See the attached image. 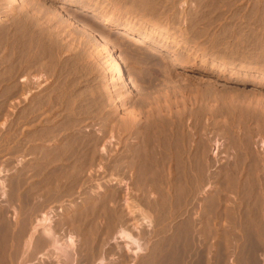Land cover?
Instances as JSON below:
<instances>
[{"label": "rangeland", "instance_id": "obj_1", "mask_svg": "<svg viewBox=\"0 0 264 264\" xmlns=\"http://www.w3.org/2000/svg\"><path fill=\"white\" fill-rule=\"evenodd\" d=\"M6 1L0 0V264H61L39 245L42 229L26 249L43 215L61 243L73 239L75 264H264V0ZM105 20L112 25L104 27ZM120 31L143 37L144 48ZM31 53L41 54L35 56L41 73L28 61L25 69L35 72L18 73L19 60ZM20 81L28 90L19 108ZM153 105L170 106V114L160 110L161 120ZM169 123L181 137L173 148L162 131ZM20 126L25 139L32 131L28 152L17 146ZM61 143L81 151L62 155ZM119 229L137 238L143 252L133 256L116 242Z\"/></svg>", "mask_w": 264, "mask_h": 264}, {"label": "bare ground", "instance_id": "obj_2", "mask_svg": "<svg viewBox=\"0 0 264 264\" xmlns=\"http://www.w3.org/2000/svg\"><path fill=\"white\" fill-rule=\"evenodd\" d=\"M23 1H24V0H7L6 2H8L10 5H16V6L21 5V6H22ZM8 3H7V4H8ZM8 6H9V5H8ZM24 6H25V5H24ZM24 6H23V7H24ZM10 7H12V6H10ZM8 8H9V7H8ZM75 12H76V11H75ZM80 12H81V11H80ZM28 13H29V12H28ZM34 13H35V12H34ZM26 14H27V13H26ZM30 14H31V17H32V12H31ZM41 14H42V13H40V16H39L40 19H41V17H42ZM86 14H87V13H86ZM37 15H38V14H37ZM65 15H66V14H65ZM67 15H68V14H67ZM67 15H66V16H67ZM22 16H23V14H22ZM29 16H30V15H29ZM33 16H34V15H33ZM35 16H36V15H35ZM85 16H86V15H85ZM88 16H89L90 18H89ZM88 16H86V17L89 18V19L93 18L95 21H98V19H99V18L96 19V17H95L94 15H89V14H88ZM39 17H38V18H39ZM22 18H23V17H22ZM36 18H37V17H36ZM66 18H67V17H66ZM69 18H71V16H70ZM18 19H19V18H18ZM27 19H29V18H27ZM27 19H23V20H27ZM73 19H75V18H73ZM36 20H37V19H36ZM38 20H39V19H38ZM38 20H37V21H38ZM0 21H3V20L0 18ZM39 21H40V20H39ZM39 21H38V22H39ZM71 21H72V20H71ZM74 21H75V20H74ZM21 22H22V21H21ZM21 22H20V25H21ZM75 22L78 24V26H80L83 30H85V32H88V33H90V34L92 33L90 27H88V25H85V23H81L80 21L77 22V20H76ZM76 23H75V24H76ZM50 24H51V23H50ZM97 24H98V23H97ZM97 24H96V25H97ZM99 24H100V23H99ZM23 25H24V24H23ZM102 25H103L104 27H105V26H111L112 23H111V21H107V20H105V21H103ZM21 27H22V26H21ZM23 28H24V27H23ZM23 30H24V29H22V30H20V31H23ZM23 32H24V31H23ZM96 33H97V32H96ZM24 34H25V33H23V35H24ZM35 34H36V33H35ZM92 34H93V33H92ZM119 34H120V35L126 40V42H127V41H128V42H131V43L133 44V46L136 45V48H138L137 46H142V47H143L144 41L141 39V38H143V37H141V38H140V37H137L136 35H133L132 33H128L127 31H120ZM30 35H31V34H30ZM32 36H33V35H32ZM97 36H98L99 39L102 41L103 46H104L103 48L109 47V46H108V43L104 41V39H103L102 36H99V35H97ZM25 37H26V36H25ZM30 37H31V36H30ZM22 38H23V37H22ZM28 39H29V38H28ZM20 40H21V39H20ZM25 40H26V39H25ZM25 40H24V42H25ZM21 41H22V43H23V40H21ZM21 41H20V42H21ZM28 41H30V40H28ZM28 41H27V42H28ZM20 42H18V43H20ZM31 42H33V40H32ZM87 42H88V41H87ZM22 43H21V44H22ZM40 43H41V42H40ZM23 44H24V43H23ZM33 44H34V43H33ZM55 44H56V43H55ZM36 45H37V44H36ZM29 46L32 48V45H29ZM39 46H40V45H39ZM46 46H47V45H46ZM20 47L23 48L22 45H21ZM24 47H26V46H24ZM27 47H28V46H27ZM27 47H26V48H27ZM44 47H45V46H44ZM44 47H43V48H44ZM47 47H49V46H47ZM22 48H21V49H22ZM28 48H29V47H28ZM31 48H30V49H31ZM33 48H35V47H33ZM41 48H42V46H41ZM43 48H42V53H43V51L46 49V48H45V49H43ZM52 48H53V47H52ZM57 48H58V47H57ZM110 48H111V47H110ZM110 48H109V49H110ZM143 48H144V47H143ZM23 49H24V48H23ZM23 49H22V50H23ZM50 49H51V48H50ZM58 49H60V48H58ZM39 50H40V49L38 48V51H39ZM48 50H49V49H48ZM51 50H52V49H51ZM68 50H69V49H68ZM68 50H65V51H68ZM70 50H71V49H70ZM76 50H77V49H76ZM78 50H79V49H78ZM78 50H77V51H78ZM107 50H108V48H107ZM23 51H24V50H23ZM26 51H27V50H26ZM26 51H25V53H24V52H22V53L26 54ZM40 51H41V50H40ZM40 51H39L38 53H41ZM53 51H54V50H53ZM17 52H18V51H17ZM17 52H16V53H17ZM30 52H32V51H29V53H30ZM34 52H35V49L33 50L32 53L34 54ZM50 52H51V54H50ZM50 52L48 51L47 54L49 53L50 56H52V51H50ZM78 52H79V51H78ZM145 52H146V51H145ZM145 52H144V54H146V55H145V57L143 56L144 60H147L148 57H150V59H152V57L149 56V53H147V52L145 53ZM20 53H21V51H20ZM32 53H31V55H28V56L26 57L25 60H24L25 56H22L21 59L19 58V59H20V60H19V64L17 63L18 61L16 62V63L18 64V69H17V70H19V72L16 71V73H17V72H18V73H23L24 70H26V72H27V70H28V72H27L28 74H32V73H33V72H32V73L29 72V70L31 71V69H32L31 67H30L31 69H29V68H26V69H25V66H24L25 61H28L30 64L33 65V64L36 62V58H35V56H36V57H37V56L40 57L41 54H40V55H34V56H33ZM44 53H45V52H44ZM44 53H43V55H44ZM55 53H56V55H57V50H55ZM69 53H70V52H68V54H69ZM142 53H143V51H142ZM24 54H23V55H24ZM79 54H80V53H79ZM108 54H109V53H108ZM147 54H148V57L146 58ZM17 55H18V54H17ZM46 56H47V55H46ZM46 56H45V57H46ZM50 56L46 57V58H48L47 60H49V57H50ZM66 56H67V55H66ZM42 57L45 58L44 56H42ZM52 57H56V56L54 55V56H52ZM52 57H51V58H52ZM58 57H60V55H59ZM37 58H38V57H37ZM46 58H45V59H46ZM51 58H50V60H49V64L52 62V61H51ZM76 58H77V57H76ZM80 58H81V57H80ZM145 58H146V59H145ZM41 59H42V58H41ZM41 59H40V61H41ZM116 59H117V58H116ZM148 59H149V58H148ZM42 60H43V59H42ZM52 60H53V59H52ZM117 60H118V59H117ZM119 60H120V59H119ZM50 61H51V62H50ZM60 61H62V60H60ZM139 61H140V60H139ZM147 61H149V60H147ZM147 61H145V62H147ZM45 62H46V61H45ZM47 62H48V61H47ZM54 62H55V59H54ZM56 62H57V60H56ZM58 62H59V61H58ZM66 62H67V61H66ZM68 62H69V61H68ZM80 62H81V61H80ZM26 63H27V62H26ZM37 63H39V62H37ZM42 63H43V62H42ZM113 63H114V64H113L112 67H114V70H115V71H118V72H119V76L122 77V75H121V71H120L122 64L119 65V62H118V61H115V62H114V59H113ZM17 64H16V66H17ZM35 64H36V63H35ZM47 64H48V63L45 64V67H46ZM54 64H55V65H52V64H51L52 67H54V66H56V65L58 66V63H57V64L54 63ZM60 64H61V62H60ZM146 64H147V63H146ZM148 64H149V62H148ZM36 65H37V64H36ZM40 65H41V63H40ZM40 65H37L36 68H37V69H38V68H39V69H42ZM42 65H43V64H42ZM63 65H64V63H63ZM68 65H69V64H68ZM73 65H74V64H73ZM144 65H145V63H144ZM33 66H35V65H33ZM49 66H50V65H49ZM57 66H56V68H57ZM60 66H61V65H60ZM65 66H66V65H65ZM26 67H27V64H26ZM47 67H48V66H47ZM50 67H51V66H50ZM50 67H49V68H50ZM68 67H69V66H68ZM146 67H147V66H146ZM83 68H84V67H83ZM33 69H34V72H35V70H36L35 67H34ZM33 69H32V70H33ZM39 69H38V70H39ZM44 69H45V68H44ZM44 69H43V70H44ZM50 69H51V68H50ZM53 69H54V68H53ZM53 69H51V70H53ZM74 69H75V68H74ZM145 69H146V68H145ZM54 70H56V69H54ZM60 70H61V68H60ZM66 70H67V69H66ZM66 70H65V72H66ZM39 71H40V73H41V70H39ZM56 71H57V70H56ZM69 71L72 73L73 70H72V69H71V70L69 69ZM45 72L47 73V72H49V71H45ZM52 72H53V71H52ZM57 72H58V71H57ZM63 72H64V71H63ZM37 73H38V71H37ZM46 73H45V74H46ZM49 73H50V75H51V72H49ZM54 73H55V71H54ZM58 73H59V72H58ZM61 73H62V72H61ZM28 74H26V76H27ZM42 74H43V72H42ZM68 74H69V73H67V75H68ZM21 75H22V74H21ZM23 75H25V74H23ZM23 75H22V76H23ZM47 75H48V73H47ZM69 75H70V74H69ZM77 75H78V74H77ZM146 75H147V74H146ZM19 76H20V75H18V77H19ZM22 76H21V77H22ZM34 76L37 77L38 74H36V75H34ZM54 76H55V74H54ZM23 77H25V76H23ZM23 77H22V78H23ZM31 77H32V79H33V75H32V76H29V79H30ZM51 77H52V76H51ZM145 77H146V76H145ZM148 77H149V76H148ZM148 77H147V78H148ZM22 78H21V79H22ZM34 78H35V77H34ZM147 78H146V79H147ZM149 78H150V77H149ZM27 79H28V78H27ZM58 79H59V78H58ZM62 79H63V78H62ZM142 79H143V78H142ZM144 79H145V78H144ZM146 79H145V80H146ZM152 79H153V78H152ZM155 80H156V79H155ZM46 81H47V80H46ZM65 81H66V80H65ZM149 81H150V80H149ZM149 81H148V82H149ZM157 81H158V80H157ZM166 81H167V80H166ZM166 81H165V82H166ZM22 82H23V81H20L19 84H21ZM24 82H27V81H24ZM75 82H76V81H75ZM146 82H147V81H146ZM150 82H151V81H150ZM63 83H64V82H63ZM151 83H152V82H151ZM151 83H150V84H151ZM156 83H157V82H156ZM19 84H18V85H19ZM150 84H149V86H150ZM164 84H165V83H164ZM166 84H167V82H166ZM52 85H53V84H52ZM55 85H56V84H55ZM64 85H65V84H64ZM146 85H147V84H146ZM147 86H148V85H147ZM19 87H20V88H19V92H18V90H17L18 93H17L16 95L19 94V98H20V99H19V102H17V104H18V106H19V108H20V107H24V106H26V105L23 106V103H25V101L23 102V99H22V98H24V97L21 98V96L24 95V94H23V93H24V90H25V88L27 89L28 86L26 85V83H25V84L22 83V86H19ZM38 87H39V86H38ZM53 87H54V86H53ZM59 87H60V86H59ZM163 87H165V86L163 85ZM48 88H49V87H48ZM64 88H65V87H64ZM136 88H137V87H136ZM147 88H148V87H147ZM173 88H174V87H173ZM56 89H57V88H56ZM58 89H59V88H58ZM58 89H57V91H59ZM27 90H28V89H27ZM43 90H44V89H43ZM48 90H49V89H48ZM53 90H54V89H53ZM62 90H63V89H62ZM145 90H146V89H145ZM49 91H50V90H49ZM46 92H47V90H46ZM52 92H53V91H52ZM48 93H49V92H48ZM50 93H51V92H50ZM54 93L56 94V91H55ZM54 93H53V94H54ZM59 93H61V92H59ZM64 93H65V92H64ZM89 93H90V92H89ZM167 93H168V92H167ZM212 93H213V92H212ZM55 94H54V95H55ZM62 94H63V93H62ZM116 94H117V93H116ZM164 94H165V93H164ZM170 94H171V93H170ZM34 95H35V94H34ZM44 95H45V94H44ZM46 95H47V94H46ZM56 95H57V94H56ZM50 96H51V95H50ZM59 96H60V95H59ZM74 96H75V95H74ZM150 96H151V95H150ZM157 96H159V95H157ZM165 96H166V95H165ZM165 96H164V97H165ZM173 96H174V95H173ZM219 96H220V95H219ZM229 96H230V95H229ZM25 97H26V96H25ZM34 97H35V96H34ZM44 97H45V96H43L42 98H44ZM53 97H54V96H53ZM55 97H57V96H55ZM60 97H61V96H60ZM66 97H67V96H66ZM79 97H80V96H79ZM95 97H96V96H95ZM103 97H104V96H103ZM118 97H120V96H118ZM160 97H161V96H159V98H160ZM233 97H234V96H233ZM39 98H41V97H39ZM48 98H49V95H48ZM51 98H52V96H51ZM63 98H64V97H63ZM147 98H149V97H147ZM159 98H157V99L159 100ZM167 98L169 99V98H171V97H168V96H167ZM167 98L165 97L164 103H165V101L167 100ZM30 99H31V98H30ZM46 99H47V98H46ZM56 99H57V98H56ZM56 99H53V100H56ZM58 99H59V97H58ZM58 99H57V101H58ZM67 99H68V98H67ZM76 99H77V98H76ZM79 99H80V98H79ZM89 99H90V98H89ZM92 99H93V98H92ZM103 99H104V98H103ZM151 99H152V98H151ZM153 99H156V97H153ZM153 99H152V100H153ZM230 99H232L231 96H230ZM233 99H234V98H233ZM233 99H232V100H233ZM24 100H25V98H24ZM31 100H32V99H31ZM33 100H36V99L34 98ZM38 100H39V99H38ZM38 100H37V101H38ZM74 100H75V99H74ZM107 100H108V99H107ZM148 100H149V99H148ZM148 100H147V101H148ZM160 100H161V99H160ZM212 100H213V99H212ZM234 100H235V99H234ZM48 101H50V100H48ZM60 101H61V100H60ZM60 101H58V102L60 103ZM65 101H66V100H65ZM65 101H64V104H65ZM84 101H85V100H84ZM142 101H143V100H142ZM162 101H163V99H162ZM167 101H168V100H167ZM167 101H166V103H167ZM173 101H174V100H173ZM32 102H33V101H32ZM72 102H73V101H72ZM80 102H81V101H80ZM105 102H106V101H105ZM148 102H149V101H148ZM148 102H147V103H148ZM153 102H154V101H153ZM159 102H160V101H159ZM226 102H227V101H226ZM234 102H235V101H234ZM27 103H30V102H27ZM53 103H55V102L53 101ZM59 103H57V104H59ZM147 103H146V104H147ZM151 103H152V102H151ZM157 103H158V102H157ZM31 104H32V103H30V105H31ZM41 104H43V103H41ZM47 104H48V102H47ZM50 104H51V103H50ZM55 104H56V103H55ZM55 104H53V105H55ZM61 104H63V103H61ZM61 104H60V105H61ZM83 104H84V103H83ZM86 104H87V103H86ZM98 104H99V103H98ZM146 104H145V106H146ZM152 104H154V103H152ZM172 104H173V102H172ZM172 104H171L170 106H172ZM28 105H29V104H28ZM36 105H37V104H36ZM36 105H35V106H36ZM51 105H52V104H51ZM69 105H70V104H69ZM78 105H79V104H78ZM90 105H92V104H90ZM96 105H97V104H96ZM101 105H102V104H101ZM162 105H163V104H162ZM164 105H165V104H164ZM164 105H163V106H164ZM168 105H169V101H168ZM18 106H17V107H18ZM33 106H34V105H33ZM33 106H32V107H33ZM47 106H48V105H47ZM66 106H67V105H66ZM66 106H65V107H66ZM71 106H73V105H71ZM149 106H150V105H149ZM159 106H160V104H159ZM166 106H167V105H166ZM170 106H167L166 109L164 108V109L167 111V113H169V112H170L169 110H170L171 108H173V106H172V107H170ZM36 107H37V106H36ZM39 107H41V106H39ZM42 107H43V106H42ZM59 107H60V106H59ZM80 107H81V106H80ZM80 107H79V108H80ZM146 107H147V106H146ZM153 107L155 108L154 105H153ZM153 107H149V108H151V109L153 110ZM156 107H158L157 104H156ZM161 107H162V106H161ZM169 107H170V109L168 110ZM26 108H27V107H26ZM29 108H30V107H29ZM45 108H47V107L45 106ZM51 108H52V107H51ZM51 108H50V109H51ZM149 108H148V110H149ZM158 108H159V107H158ZM219 108H220V107H219ZM24 109H25V108H23V110H24ZM35 109H37V108H35ZM39 109H41V108H39ZM47 109H48V108H47ZM47 109H46V111H47ZM63 109H64V107H63ZM66 109H68V108H66ZM71 109H72V107H71ZM71 109H70V112H71ZM86 109H88V107H87ZM155 109H156V108H155ZM173 109H174V108H173ZM21 110H22V109H21ZM32 110H33V109H32ZM32 110H31V111H32ZM74 110H75V109H74ZM90 110H91V109H90ZM101 110H102V109H101ZM103 110H104V109H103ZM160 110H162V108H160V109H156L157 112H154V113L157 114L158 111H159V114H160V115H161L163 112L166 113L165 110H164V111L162 110L163 112L160 113ZM171 110H172V109H171ZM175 110H176V109H175ZM175 110H174V111H175ZM249 110H250V109H249ZM24 111H25V110H24ZM28 111H29V109H28ZM31 111L28 112L27 114L33 112V111H32V112H31ZM34 111H35V110H34ZM37 111H38V109H37ZM40 111H41V110H40ZM52 111H54V107H53ZM59 111H61V110H59ZM59 111H58V112H59ZM62 111L64 112V110H62ZM68 111H69V110H68ZM72 111H73V110H72ZM83 111H84V110H83ZM92 111H93V110H92ZM108 111H109V110H108ZM153 111H155V110H153ZM21 112H23V111H21ZM21 112H20V113H21ZM55 112H56V110H55ZM58 112H57V114H58ZM70 112H69V113H70ZM76 112H77V111H75V113H76ZM81 112H82V111H81ZM96 112H97V111H96ZM36 113H37V112H36ZM36 113H35V114H36ZM39 113H40V112H39ZM39 113H38V114H39ZM45 113H46V112H45ZM47 113H48V112H47ZM53 113H54V112H53ZM59 113H60V112H59ZM65 113H66V112H65ZM152 113H153V112H152ZM173 113H174V112H173ZM173 113H171V115H173ZM25 114H26V113H25ZM77 114H78V112H77ZM77 114H76V115H77ZM82 114H83V113H82ZM86 114H87V113H86ZM99 114H100V113H99ZM169 114H170V113H169ZM169 114H168V115H169ZM175 114H176V112H175ZM179 114H180V113H179ZM32 115H34V114H32ZM36 115H37V114H36ZM49 115H50V114H49ZM61 115H62V114H61ZM68 115H71V116H72V119H73V114H68ZM96 115H97V114H96ZM149 115L153 117V115H155V114L152 115V114L150 113V111H149ZM160 115H157V116H159L158 118L162 117L163 114H162L161 116H160ZM168 115H167V117H169ZM25 116H26V115H25ZM46 116H47V115H46ZM46 116H45V117H46ZM56 116H57V115H56ZM100 116H101V115H100ZM164 116H165V115H164ZM22 117H23V116H22ZM22 117H21L20 119H22ZM26 117H27V116H26ZM26 117H25V118H26ZM28 117H29V115H28ZM54 117H55V116L53 115V118H54ZM68 117H69V116H68ZM68 117H67V118H68ZM102 117H103V116H102ZM171 117H172V116H171ZM171 117H169V118H171ZM177 117H178V116H177ZM38 118H39V117H38ZM47 118H48V117H47ZM51 118H52V117H51ZM51 118H50V119H51ZM65 118H66V117H65ZM74 118H75V117H74ZM81 118H82V117H81ZM90 118H91V117H90ZM150 118H151V117H150ZM150 118H149V119H150ZM154 118H155V117H154ZM156 118H157V117H156ZM156 118H155L153 121H155ZM163 118H164V117H162V119H163ZM30 119H31V118H30ZM48 119H49V118H48ZM57 119H59V118H57ZM70 119H71V117H70ZM75 119H76V118H75ZM97 119H99V118H97ZM104 119H105V118H104ZM160 119H161V118H160ZM162 119H161V120H162ZM167 119H168V118H167ZM172 119H174V118L172 117ZM172 119H171V120H172ZM22 120H23V119H22ZM24 120H25V119H24ZM26 120H27V119H26ZM31 120H32V119H31ZM31 120H27V121H31ZM61 120H62V118H61ZM76 120H77V119H76ZM95 120H96V118H95ZM125 120H126V119H125ZM158 120H159V119H158ZM161 120H160V121H161ZM168 120H169V119H168ZM32 121H34V120H32ZM36 121H38V120H36ZM53 121H54V120H53ZM62 121H63V120H62ZM79 121H80V120H79ZM79 121H78V122H79ZM134 121H135V120H134ZM153 121H152V122H153ZM166 121H167V120H165V122H166ZM169 121H170V120H169ZM19 122H20V121H19ZM24 122H25V121H24ZM34 122H35V121H34ZM45 122H46V121H45ZM50 122H51V121H50ZM65 122H66V121H65ZM65 122H62V124L65 123ZM72 122H73V120H72ZM82 122H83V121H82ZM122 122H123V121H122ZM125 122H126V121H125ZM130 122H132V121H130ZM130 122H128V123L131 124ZM152 122H151V124H153ZM157 122H158V121H157ZM157 122H156V123L154 122V126H155V124L157 125ZM165 122H164V123H165ZM170 122H171V121H170ZM173 122H174V120H173ZM175 122H177L176 119H175ZM20 123H21V122H20ZM22 123H23V122H22ZM26 123H27V122H26ZM60 123H61V122H60ZM67 123H68V122H67ZM67 123H65V124H67ZM75 123H77V122H74V124H75ZM148 123H149V122H148ZM160 123H162V121H161ZM160 123H159V124H160ZM28 124H29V123H28ZM65 124H64V125H65ZM69 124H70V123H69ZM74 124H72V125H74ZM78 124H80V123H78ZM123 124H124V123H123ZM123 124H122V125H123ZM132 124H133V123H132ZM151 124H150V126H151ZM167 124H168V122H167ZM169 124H170V123H169ZM174 124H176V123H174ZM20 125H21V124H20ZM45 125H46V124H45ZM70 125H71V124H70ZM80 125H81V124H80ZM126 125H127V122H126ZM126 125L124 124L123 126L125 127ZM259 125H260V124H259ZM18 126H19V124H18ZM32 126H34V125H32ZM36 126H37V125H36ZM55 126H56V125H55ZM58 126H59V125H58ZM76 126H77V125H76ZM120 126H121V125H120ZM131 126H132V125H130V127H131ZM135 126H136V125H135ZM147 126H148V125H147ZM154 126H153V128H154ZM157 126H158V125H157ZM159 126H161V124H160ZM165 126H166V125L164 124L163 127L165 128ZM178 126H179V125H177V127H178ZM28 127H29V126H28ZM59 127H60V126H59ZM68 127H70V126H68ZM71 127H72V126H71ZM130 127L128 126V129H129ZM133 127H134V126H133ZM151 127H152V126H151ZM151 127H150V128H151ZM163 127H162V128H163ZM173 127H174V126H173ZM173 127H172V125L170 124V125H168L165 129H162V131H165L164 133H167L166 136H167V138H168L170 144L172 145V146H171L172 148H173L174 142H176V140H177V138L175 139V135H174V131H173V129L175 130V128H173ZM177 127H176V129H177ZM21 128H22V127L20 126V129H19V131H18L17 134H16V135H17V137H16L17 139H16V140H17V142H18V145H17V146H19V147H18L19 149L28 152V149H25V148H27V147H25V145L28 144V143H32V142H33V139H32V137L30 136V134H31L32 131L30 132V134H29V132H27V136H28V137L25 139L26 136L24 135V132H23L24 129H23V128L21 129ZM62 128H63V127H62ZM73 128H74V126H73ZM73 128H72V129H73ZM121 128H122V127H121ZM125 128H126V127H125ZM131 128H132V127H131ZM135 128H136V127H135ZM135 128L133 129L134 131H136ZM142 128H143V127H142ZM147 128H148V127H147ZM147 128H146V129H147ZM31 129H34V128H31ZM31 129H30V130H31ZM42 129H43V128H42ZM49 129H50V127H49ZM63 129H65V128H63ZM63 129H62V131H63ZM70 129H71V128H70ZM122 129H123V128H122ZM138 129H139V128H138ZM143 129H144V128H143ZM151 129H152V128H151ZM156 129H157V128H156ZM156 129H155V130H156ZM178 129H179V128H178ZM178 129H177V130H178ZM25 130H27V128H26ZM53 130H54V129H53ZM75 130H76V129H75ZM75 130H74V131H75ZM102 130H103V129H102ZM153 130H154V129H153ZM46 131H47V130H46ZM65 131H66V130H65ZM77 131H78V130H77ZM77 131H76V132H77ZM125 131H126V129H125ZM157 131H158V130H157ZM33 132H34V131H33ZM42 132H43V131H42ZM55 132H56V131H55ZM57 132H59V131H57ZM130 132H131V131H130ZM139 132H140V130H139ZM147 132H148V130L146 131V133H147ZM63 133H65V132H63ZM128 133H129V132H128ZM142 133H143V132H142ZM144 133H145V131H144ZM144 133H143V134H144ZM149 133H150V131H149ZM159 133H160V132H159ZM25 134H26V133H25ZM32 134H33V133H32ZM38 134H39V132H38ZM38 134H37V135L35 134V135L38 136ZM40 134H41V132H40ZM40 134H39V137H40ZM45 134H46V133H45ZM53 134H54V132H53ZM56 134H57V133H56ZM59 134H60V133H59ZM72 134H73V133H72ZM80 134H81V131H80ZM129 134L131 135V133H129ZM137 134H140V133H137ZM153 134H154V133H153ZM49 135H50V131H49ZM51 135H52V133H51ZM60 135H61V134H60ZM70 135H71V134H70ZM77 135H78V134H77ZM118 135H119V134H118ZM123 135H124V133H123ZM127 135H128V134H127ZM155 135H156V134H155ZM24 136H25V137H24ZM33 136H34V135H33ZM41 136H42V134H41ZM46 136H48V135H46ZM52 136H53V135H52ZM55 136H58V134L55 135ZM55 136H54V137H55ZM63 136H64V135H63ZM63 136H62V137H63ZM71 136H72V135H71ZM79 136H80V135H79ZM81 136H82V135H81ZM132 136H133V134L131 135V137H132ZM138 136H139V135H138ZM138 136H137V137H138ZM140 136H141V134H140ZM153 136H154V135H153ZM158 136H159V135H158ZM176 136H178V135H176ZM44 137H45V136H44V134H43V139H44ZM48 137H49V136H48ZM62 137H61V138H62ZM66 137H67V136H65L64 139H65ZM72 137H73V136H72ZM72 137H71V138H72ZM144 137H145V136H144ZM144 137H141V138H144ZM147 137H148V136H147ZM147 137H145V138H146V139H149V138H147ZM160 137H161V136H160ZM35 138H36V137H35ZM50 138H51V136H50ZM61 138H60V139H61ZM68 138H69V137H68ZM78 138H79V137H78ZM82 138H83V137H82ZM82 138H81V139H82ZM138 138H139V137H138ZM152 138H153V137H152ZM154 138H155V137H154ZM163 138H165V137H163ZM163 138H162V142H163ZM180 138H181V137H180ZM180 138L178 137V140H179ZM39 139H40V138H39ZM52 139H53V137H52ZM54 139H55V138H54ZM62 139H63V138H62ZM79 139H80V138H79ZM79 139H78V141L81 140V139H80V140H79ZM86 139H88V138L86 137ZM134 139L137 140L136 137H135ZM146 139H144V140L146 141ZM150 139H151V137H150ZM45 140H47V139L45 138ZM45 140H44L43 142H45ZM49 140H51V139H49ZM68 140H70V139H68ZM82 140H83V139H82ZM95 140H96V139H95ZM120 140H121V139H120ZM132 140H133V139H132ZM140 140H141V139H139V141H140ZM164 140H165V139H164ZM178 140H177V141H178ZM40 141H41V140H40ZM52 141H53V140H52ZM54 141H58V139H55ZM74 141H75V143H74V142H73V143H74V145H76V139H74ZM83 141H84V140H83ZM85 141H87V140H85ZM89 141H90V140H89ZM102 141H103V139H102ZM151 141H152V139H151ZM153 141H154V139H153ZM153 141H152V142H153ZM157 141H158V140H157ZM36 142H37V141H36ZM46 142H47V141H46ZM60 142H61V141H60ZM66 142H67V141H66ZM66 142H65V144H66ZM96 142H97V141H96ZM105 142H106V141H105ZM142 142H144V141H142ZM142 142H141V143H142ZM148 142L150 143V141H148ZM53 143H54V142H53ZM63 143H64V142H63ZM69 143H70V142H69ZM78 143H79V142H78ZM78 143H77V144H78ZM109 143H110V142H109ZM139 143H140V142H139ZM146 143H147V142H146ZM155 143H156V141H155ZM165 143H167V142H165ZM165 143H164V144H165ZM176 143H177V142H176ZM184 143H185V142H184ZM34 144H35V142H34ZM38 144L40 145V144H42V142H39V141H38V143H36V145H38ZM54 144H55V143H54ZM57 144H58V143H57ZM61 144H62V143H61ZM67 144H68V143H67ZM79 144H80V143H79ZM82 144H83V142H82ZM84 144H85V143H84ZM86 144H87V143H86ZM86 144H85V145H86ZM92 144H93V143H92ZM92 144H91V145H92ZM97 144H98V143H96V146H95V147H97ZM99 144H100V142H99ZM129 144H130V143H129ZM144 144H145V143H144ZM150 144H151V143H150ZM159 144H160V143H159ZM186 144H187V143H186ZM71 145H72V144H71ZM138 145H139V144H138ZM147 145H148V143H147ZM153 145H155V144H153ZM162 145H163V144H162ZM176 145H177V144H176ZM178 145H179V143H178ZM180 145H181V144H180ZM27 146H28V145H27ZM61 146H63L62 148L59 149V151L61 152V154H62L63 152H64V154H66V153H72V154H73L74 151H76V152L81 151V150H77V148H76V149L72 148V146H71V148H70V147H69V148H68V147H64L65 145H63V144H62ZM67 146H68V145H67ZM92 146H93V145H92ZM92 146H91V147H92ZM104 146H105V145H104ZM106 146H107V145H106ZM129 146H130V145H129ZM144 146H145V145H144ZM149 146H150V145H149ZM151 146H152V145H151ZM151 146H150V148H151ZM156 146H157V145H156ZM156 146H155V147H156ZM166 146H168V144H166ZM166 146H165V148H166ZM169 146H170V145H169ZM29 147H30V146H29ZM45 147H46V146H44V148H45ZM53 147H54V146H53ZM58 147H59V146H58ZM74 147H75V146H74ZM77 147H78V145H77ZM89 147H90V146H89ZM89 147H87V148H89ZM93 147H94V146H93ZM93 147H92V148H93ZM139 147H141V145H139ZM145 147H146V146H145ZM171 147H170V148H171ZM174 147H175V146H174ZM177 147H178V146H177ZM179 147H180V146H179ZM49 148H50V147H48V149H49ZM141 148H142V147H141ZM54 149H55V148H54ZM56 149H58V148H56ZM78 149H79V147H78ZM84 149H85V147H84ZM93 149H94V148H93ZM108 149H109V148H108ZM129 149H130V148H129ZM132 149H133V148H132ZM137 149H138V148H137ZM156 149H157V147H156ZM175 149H176V148H175ZM175 149H174V150H175ZM32 150H33V149H32ZM49 150H50V149H49ZM87 150H88V149H87ZM96 150H97V149H96ZM127 150H128V149H127ZM134 150H135V149H134ZM144 150H145L144 147H143L142 150L140 149V151H142V152H143ZM147 150H150V149H147ZM147 150H145V151H147ZM152 150H153V148H152ZM154 150H155V149H154ZM157 150H158V149H157ZM160 150H161V147H160ZM163 150H164V146H163ZM171 150H172V149H171ZM174 150H172V151H174ZM29 151H30V150H29ZM39 151L41 152V149H34V150H33V152H35V153H38ZM44 151H45V150H44ZM47 151H48V150H47ZM53 151H54V150H53ZM57 151H58V150H57ZM83 151H84V150H83ZM85 151H86V150H85ZM85 151H84V152H85ZM101 151H104V152H105V151H106V148H105V149L101 148L100 152H101ZM107 151H108V150H107ZM130 151H131V150H130ZM130 151H128V152H130ZM167 151H168V150H167ZM45 152H46V151H45ZM51 152H52V151H51ZM76 152H75V153H76ZM97 152H98V151H97ZM131 152H132V151H131ZM133 152H134V151H133ZM136 152H137V150H136ZM142 152H141V153H142ZM152 152H153V151H152ZM152 152H147V154H148V153H149V154H150V153L152 154ZM163 152H164V151H163ZM165 152H166V151H165ZM175 152L179 153L180 151H175ZM20 153H22V151H20ZM43 153H44V152H43ZM43 153H42V156L44 155ZM46 153H47V152H46ZM55 153H56V152H55ZM143 153H145V152H143ZM155 153H156V150H155ZM155 153H154V154H155ZM177 153H176V154H177ZM25 154H26V153H25ZM51 154H53V153H51ZM61 154H59V155H60L59 157L57 156V157L60 158V159L62 158V157H61ZM83 154H84V153H83ZM89 154H90V153H89ZM100 154H101V153H100ZM136 154H137V153H136ZM138 154H139V153H138ZM147 154H145V155L147 156ZM163 154H164V153H162V154H160V153L158 154V153H157L156 155H162V156H163ZM174 154H175V153H174ZM30 155H31V153H30ZM34 155H35V154H34ZM36 155H37V154H36ZM48 155H49V154H48ZM56 155H57V154H56ZM62 155H63V154H62ZM75 155H76V154H75ZM79 155H80V154H79ZM139 155H140V154H139ZM142 155H144V154H142ZM167 155H168V154H167ZM169 155H170V154H169ZM45 156H46V154H45ZM53 156H54V155H53ZM69 156H70V154H69ZM72 156H73V155H72ZM85 156H86V155H85ZM164 156H165V155H164ZM50 157H51V156H50ZM78 157H79V156H78ZM80 157H82V156L80 155ZM80 157H79V158H80ZM160 157H161V156H160ZM181 157H182V156H181ZM73 158H75V157H73ZM91 158H92V157H91ZM149 158H150V157H149ZM66 159H68V158H66ZM153 159H154V158H153ZM153 159H152V160H153ZM161 159H162V158H161ZM178 159H179V157H178ZM58 161H60V160H58ZM62 161H63V160H62ZM62 161H61V162H62ZM186 161H187V160H186ZM51 163H52V162H51ZM55 163H56V162H55ZM56 164H58V163H56ZM63 164H64V163H63ZM74 165H75V164H74ZM144 165H145V164H144ZM51 166H52V165H51ZM76 166H79V165L77 164ZM61 167H62V166H61ZM61 167H59V168H61ZM70 168L72 169V167H70ZM156 168H157V167H156ZM176 169H177V168H176ZM49 171H50V170H49ZM152 171H153V170H152ZM49 182H50V181H49ZM193 183H194V182H193ZM41 184H42V183H41ZM45 184H46V183H45ZM53 184H54V183H53ZM49 188H50V187H49ZM49 190H50V189H49ZM50 193H51V192H50ZM124 204H125V207H126L127 209L129 208L128 210L131 211V208H133V206L131 207V205H132L133 203H130V202L126 199L125 202H124ZM101 205H102V204H101ZM135 210H136V209H135ZM132 211H133V209H132ZM136 211H137V210H136ZM140 212H141V211H140ZM130 213H131V212H130ZM133 213H134V212H133ZM133 213H131V214H133ZM43 214H44V213H43ZM140 214H141V213H140ZM140 216H141V215H140ZM39 219H40V218H39ZM39 219H37V223H36V225H34V227L32 228L31 234H30V236L28 237V239H27V241H26V242H27V243L25 244V245H26V249L30 247V244H31V242H32V238L34 237V233H36V230H38V229H42V232H41V233H42V235H41V240H42V243H43V244H39V245H41L42 247H46V245H47V248L51 249V251H52L51 254L54 253V256L56 255V256H55L56 259L59 260V262H60L61 264H75L76 259H77V258H76V256H77L76 254H77V253H75V252L73 251V246H74L73 239H72L71 237H69V238H67V239L65 238L66 241H63V243H61V242L59 241V240H61V239H58L59 237L53 232V230H52V228H51V225H52L51 222H52V221H51V222L49 221V220H50L49 217H48L47 215H43V216H41V219H40V220H39ZM145 219H146L145 217L142 218V220H145ZM38 220H39V221H38ZM47 226H48V227H47ZM18 230H19V229H18ZM38 233H39V232H38ZM95 234H96V233H95ZM13 236H14V235H13ZM1 237H2V236H1ZM38 238H40V237H38ZM60 238H61V237H60ZM62 240H63V239H62ZM7 241H8V240H7ZM118 241H119V242H123V243H124V249H125L126 251H128L129 253H131L133 256H137L138 254H140L141 252H143V250L145 249V248H143V247H145V246H141V245H140V241H139L137 238L133 237L129 232H126V231H124L123 229H119L118 232H117V234H116V242H118ZM39 242L41 243V241H39ZM64 242H65V243H64ZM44 244H45V246H44ZM6 245H7V244H6ZM3 246H4V245H3ZM35 249H36V248H35ZM31 250H33V249H31ZM48 252H49V251H48ZM27 253H28V252H27ZM10 254H11V252H10ZM100 254H101V253H100ZM2 256H3V255H2ZM11 256H12V255H11ZM6 257H7V256H6ZM39 257H40V256H39ZM2 258H3V257H2ZM78 258H79V257H78ZM103 260H104V259H103V257H102V258H100L99 262L102 263ZM4 261H5V260H4ZM77 263H78V262H77ZM77 263H76V264H77ZM103 263H104V262H103Z\"/></svg>", "mask_w": 264, "mask_h": 264}]
</instances>
